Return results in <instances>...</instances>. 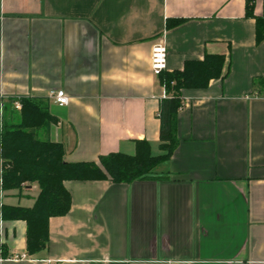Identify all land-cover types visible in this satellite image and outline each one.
Here are the masks:
<instances>
[{"label": "crops", "instance_id": "crops-1", "mask_svg": "<svg viewBox=\"0 0 264 264\" xmlns=\"http://www.w3.org/2000/svg\"><path fill=\"white\" fill-rule=\"evenodd\" d=\"M253 13L264 16V0ZM183 19L173 28L166 21ZM166 49L165 71L205 53L225 56L227 74L185 89L177 146L159 177L130 184L64 182L67 214L49 218L47 247L26 252V224L1 205L31 207L36 183L0 185V264H264V42L245 0H0V97H47L56 119L46 138L65 162L159 150L165 89L150 67Z\"/></svg>", "mask_w": 264, "mask_h": 264}, {"label": "trees", "instance_id": "trees-1", "mask_svg": "<svg viewBox=\"0 0 264 264\" xmlns=\"http://www.w3.org/2000/svg\"><path fill=\"white\" fill-rule=\"evenodd\" d=\"M254 0H245V16L255 20V41L264 42V16L253 13ZM183 19L166 21V28L180 25ZM225 56L205 53L200 60L184 62L181 70L162 71L159 82L166 97L159 101V154H152L146 140L134 142V153L113 152L100 156L97 162H65L64 147L46 138L56 119L49 112L47 97H0V185L3 191L20 189L36 183L38 194L31 207L1 205V218L23 220L26 224V252L29 255L45 249L49 240V218L67 214L71 196L64 182L109 180L130 184L159 177V168L166 163L177 146V113L185 106L182 91L204 89L212 79L222 80ZM18 102L17 111L14 104ZM0 241V258H8Z\"/></svg>", "mask_w": 264, "mask_h": 264}, {"label": "built area", "instance_id": "built-area-1", "mask_svg": "<svg viewBox=\"0 0 264 264\" xmlns=\"http://www.w3.org/2000/svg\"><path fill=\"white\" fill-rule=\"evenodd\" d=\"M150 67L153 74L157 76L166 69V49L163 44L157 43L152 47L150 53ZM48 98L52 103L58 106H65L69 102L68 96L62 89L49 91ZM14 108L20 109V104L16 102Z\"/></svg>", "mask_w": 264, "mask_h": 264}, {"label": "rangeland", "instance_id": "rangeland-1", "mask_svg": "<svg viewBox=\"0 0 264 264\" xmlns=\"http://www.w3.org/2000/svg\"><path fill=\"white\" fill-rule=\"evenodd\" d=\"M16 110L19 111V109H16ZM0 113H1V110H0ZM26 184H28V183H26ZM23 185H25V184H23ZM12 190H14V189H9V190H6V191H12Z\"/></svg>", "mask_w": 264, "mask_h": 264}]
</instances>
